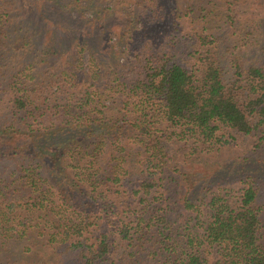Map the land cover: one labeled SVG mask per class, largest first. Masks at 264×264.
<instances>
[{"label":"trees","instance_id":"trees-1","mask_svg":"<svg viewBox=\"0 0 264 264\" xmlns=\"http://www.w3.org/2000/svg\"><path fill=\"white\" fill-rule=\"evenodd\" d=\"M84 1L37 0L52 29L0 0V264H264L258 186L214 190L222 172L197 177L169 145L264 139V16L237 18L239 0H133L143 47L102 61L51 21L92 11L95 25L102 0ZM130 1L103 0L107 15ZM165 26L176 38L160 41Z\"/></svg>","mask_w":264,"mask_h":264},{"label":"rangeland","instance_id":"rangeland-1","mask_svg":"<svg viewBox=\"0 0 264 264\" xmlns=\"http://www.w3.org/2000/svg\"><path fill=\"white\" fill-rule=\"evenodd\" d=\"M18 1L27 18L33 17V19H38L40 26H46L47 28L52 27V29H54L51 25L53 22H50V24L41 22V14L36 8L37 0ZM174 2H176V5L180 9L188 6V4H196V0H174ZM174 2L173 5L175 4ZM83 3H86V0ZM98 3L101 5L100 9L102 11L101 14L97 13L96 15L97 19L95 25L86 21L88 20L87 18L93 16L92 11H88L84 18L75 14L74 16L77 20L74 21L71 20L70 17L68 18L67 15H65L67 18H51V21L54 20V25L57 29L55 30L57 32L58 30H63V27H66L65 30H69V28L73 26L76 31L81 32L85 37H91V39L94 40L95 45L101 51L100 54L102 61H116V59L118 61H124L126 57L130 56L128 53L129 51L131 52L135 48L143 47V39L141 36L145 34V31L140 30L139 28H133V23L130 18V13L134 12L136 4L131 0L130 3L124 6L122 12L118 11L107 15L108 12L105 9L110 3H104L103 0ZM235 12L237 18L241 20H247L248 18L258 19L259 17L264 16V0H239L236 4ZM185 20H187V22L185 23L186 31L184 32L192 34V24L194 25V23L189 16L186 17ZM75 21H79V23L75 24ZM168 24L170 23L166 22L165 25ZM68 25L69 27L67 28ZM131 29L134 30L132 33H129ZM157 31L156 29H151L149 30V33L155 36ZM171 33L172 31H170V27L165 26L161 28L158 31L160 41L165 40L167 35H172L176 38L175 34ZM67 34L69 35L70 32L68 31ZM182 35L183 34L181 33L179 34L180 39H185L186 36ZM175 41L176 39L174 41L172 40L169 47L173 46ZM179 44L181 43L179 42ZM179 44L178 46L176 44L172 47V50H168V52L172 51L174 54H181L182 51L178 52V50H180ZM166 50L167 49H163L162 51ZM85 57H87V53L85 54ZM219 134H222L223 137L221 138V142L216 145H209V143L196 141L195 139H170L169 145L172 147L171 151L176 154V158L181 159L187 170L193 171L197 177L212 176L220 170L222 172L221 178H216L214 184H211L214 190L220 188L224 189L225 187L238 189L244 186L245 181L249 180L258 186L261 193L262 203L264 205V139L258 134L242 135L229 129H225L219 132ZM165 174V182L171 184L172 187L170 194L174 191L176 193L178 189L176 179H179L181 174L171 170L166 171ZM176 199L177 198L174 197L169 201L173 209V217L180 219V202ZM169 201H167V203Z\"/></svg>","mask_w":264,"mask_h":264}]
</instances>
